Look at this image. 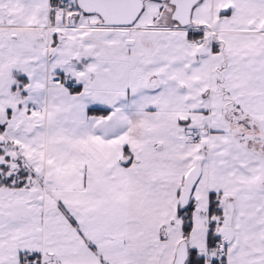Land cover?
Here are the masks:
<instances>
[{"label": "snow or ice", "instance_id": "snow-or-ice-1", "mask_svg": "<svg viewBox=\"0 0 264 264\" xmlns=\"http://www.w3.org/2000/svg\"><path fill=\"white\" fill-rule=\"evenodd\" d=\"M0 264H264V0H0Z\"/></svg>", "mask_w": 264, "mask_h": 264}]
</instances>
